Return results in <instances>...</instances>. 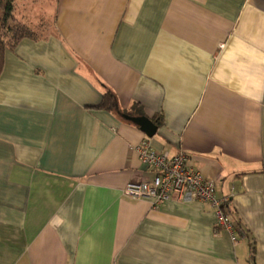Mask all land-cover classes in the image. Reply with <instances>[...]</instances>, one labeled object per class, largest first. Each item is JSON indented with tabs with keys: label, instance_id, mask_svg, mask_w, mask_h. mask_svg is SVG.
I'll return each instance as SVG.
<instances>
[{
	"label": "crops",
	"instance_id": "obj_1",
	"mask_svg": "<svg viewBox=\"0 0 264 264\" xmlns=\"http://www.w3.org/2000/svg\"><path fill=\"white\" fill-rule=\"evenodd\" d=\"M55 3L0 74V264H264V0ZM145 141L229 197L236 242L205 203L123 195Z\"/></svg>",
	"mask_w": 264,
	"mask_h": 264
},
{
	"label": "built area",
	"instance_id": "obj_2",
	"mask_svg": "<svg viewBox=\"0 0 264 264\" xmlns=\"http://www.w3.org/2000/svg\"><path fill=\"white\" fill-rule=\"evenodd\" d=\"M140 161L156 172L152 182H130L123 195L134 200H149L154 207L169 203L174 198L195 200L207 204L215 213L216 228L230 233L236 242L234 226L225 212L229 197L219 198L213 181L190 167L184 152L169 157L154 150L148 141L138 146Z\"/></svg>",
	"mask_w": 264,
	"mask_h": 264
},
{
	"label": "trees",
	"instance_id": "obj_3",
	"mask_svg": "<svg viewBox=\"0 0 264 264\" xmlns=\"http://www.w3.org/2000/svg\"><path fill=\"white\" fill-rule=\"evenodd\" d=\"M16 0H0V74L3 69L7 49L14 47L19 41L33 37L31 29L15 19ZM116 107V98L112 93H107L100 108L113 110ZM225 206V212L229 216ZM253 257V256H252Z\"/></svg>",
	"mask_w": 264,
	"mask_h": 264
},
{
	"label": "rangeland",
	"instance_id": "obj_4",
	"mask_svg": "<svg viewBox=\"0 0 264 264\" xmlns=\"http://www.w3.org/2000/svg\"><path fill=\"white\" fill-rule=\"evenodd\" d=\"M19 2L21 6L17 8V16L21 17L24 14H28L30 20L25 24L30 27L31 31L39 34L40 30L37 27L44 21L48 22L51 19L52 12H54V7L56 6L55 0H17V3ZM23 3L26 5H22Z\"/></svg>",
	"mask_w": 264,
	"mask_h": 264
},
{
	"label": "water",
	"instance_id": "obj_5",
	"mask_svg": "<svg viewBox=\"0 0 264 264\" xmlns=\"http://www.w3.org/2000/svg\"><path fill=\"white\" fill-rule=\"evenodd\" d=\"M124 118L138 125L149 138H153L157 133L158 127L154 124V122L145 116L134 117L124 115Z\"/></svg>",
	"mask_w": 264,
	"mask_h": 264
}]
</instances>
